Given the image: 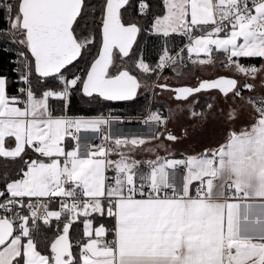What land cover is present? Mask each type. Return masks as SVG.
Here are the masks:
<instances>
[{
  "label": "snow or ice",
  "instance_id": "6c2138e0",
  "mask_svg": "<svg viewBox=\"0 0 264 264\" xmlns=\"http://www.w3.org/2000/svg\"><path fill=\"white\" fill-rule=\"evenodd\" d=\"M0 12L16 73L0 72V264H264V64L242 63L264 60V0H0ZM141 34L161 40L155 63ZM220 56L232 76L160 83L166 69L178 77ZM142 89L181 102L218 90L254 115L215 149L178 156L171 110L138 121L71 111L75 93L133 102ZM130 122L155 127L113 131Z\"/></svg>",
  "mask_w": 264,
  "mask_h": 264
},
{
  "label": "rangeland",
  "instance_id": "374dc122",
  "mask_svg": "<svg viewBox=\"0 0 264 264\" xmlns=\"http://www.w3.org/2000/svg\"><path fill=\"white\" fill-rule=\"evenodd\" d=\"M159 49L160 48L158 47L157 50ZM158 52L160 53V50ZM144 58L147 60L148 56L145 55ZM219 65L221 66V64H217V66L214 65L207 67H203L200 65H189L186 69L180 70L182 72V75L178 77L175 76L171 70H169L171 73H163L162 77L160 78V83H167L168 85L174 87L195 86L198 83V78L199 80H204L215 79L221 75H233L231 71L226 70ZM235 78L238 79L241 83H243L246 79L244 76L240 75H237ZM253 83H256L258 85L259 80L257 79L253 81ZM252 94L253 93L248 91H245L243 93L245 97H248ZM150 96L152 102L153 98H155V100H162L168 105V110H171L173 113H175L174 117L169 120L167 128L177 137H180V139L177 144H169L168 141H164V143L169 144V147L174 152H178L175 150L180 151L185 148L187 149L186 146L189 145L187 144V142L192 144L194 143L193 145H195L196 143L206 146L213 144V142L217 141V137L222 135L225 126L228 125V123L226 122L229 119L225 115V113L228 111L229 105L239 106L240 108L244 109L243 103H239V105H236L231 99L225 102L221 94L217 90L201 92L193 97H190L189 100L185 102L177 101L173 97V92L167 90L157 89L155 93L151 91ZM204 98H209L210 101H201ZM208 103L214 104L215 107H213V109L211 110H208L206 107ZM193 107L196 108L197 111L206 112L208 110V112L206 113V117L203 119L191 117L189 115V111ZM150 109H152V106L150 107ZM230 125L231 128L234 126L231 123ZM226 130L230 131L231 129L228 128ZM185 132L187 133V139H185L186 143H183L184 146H181V142L186 136ZM191 150H193V147H191ZM160 155L163 156L165 155V153L161 151ZM144 158L154 159L155 157L149 155Z\"/></svg>",
  "mask_w": 264,
  "mask_h": 264
},
{
  "label": "trees",
  "instance_id": "16d2710c",
  "mask_svg": "<svg viewBox=\"0 0 264 264\" xmlns=\"http://www.w3.org/2000/svg\"><path fill=\"white\" fill-rule=\"evenodd\" d=\"M3 13L0 12V17H2ZM183 43V40L177 38L175 40L176 45H180ZM138 44L140 46V50L143 52L144 56H148L147 61L151 63H155L159 56V50L157 48L161 47V40L151 34H141L138 37ZM90 57H85L77 64V70L84 69L86 67V61ZM15 59V52H2L0 51V72H3L13 79L16 77V73L13 72V63L12 61ZM262 60L260 59H244L242 63L248 64L253 63L256 65H260ZM191 65V64H189ZM188 65V66H189ZM164 73H171L168 69ZM17 88L16 84L12 85L11 91L15 93ZM141 95L138 97L136 101L133 102H103V101H95L89 102L86 98L82 97L80 93H75L72 104L71 111L76 115H86V116H96L100 114H117L121 117H142L145 112V109H156L164 113L168 114V105L162 100H155L153 98V102L151 101L150 93L151 91H145L142 89ZM205 99V98H204ZM202 99L203 102H209L210 99ZM208 110L205 112L207 113ZM105 223L110 221H103ZM75 233L78 235L82 231V225L77 224L74 226Z\"/></svg>",
  "mask_w": 264,
  "mask_h": 264
},
{
  "label": "crops",
  "instance_id": "0c3cea01",
  "mask_svg": "<svg viewBox=\"0 0 264 264\" xmlns=\"http://www.w3.org/2000/svg\"><path fill=\"white\" fill-rule=\"evenodd\" d=\"M221 59H223V56H220L219 57V59L217 60V62L215 63V65L217 66V64H221L219 61L221 60ZM261 64H264V60H262V62H261ZM220 66V65H219ZM203 67H207V66H203ZM221 67V66H220ZM222 76V75H221ZM219 77V76H218ZM258 80H259V83H258V85L260 84V79L259 78H257ZM208 80H211V79H208ZM253 82V81H252ZM257 91L258 92H261V91H264V89H257ZM245 96V95H244ZM242 103V102H241ZM244 105V109H245V114H244V116L241 118V119H239V120H237V121H235V122H231L230 120H228L226 123H228V125H226L225 126V128L223 129L224 131H223V133H222V135L221 136H218L217 137V141H215V142H213V144H211V145H203V144H197V147H196V144L195 145H193L192 143H189V142H187V144H189L188 146H186L187 147V149L185 148V149H182V150H175V151H178V152H175L178 156L181 154V153H183V154H185V155H191V154H200V153H202L205 149H215L216 147H218V146H220V145H222V143L224 142V140H225V136L230 132V131H228V130H226V129H228V128H230L231 130L232 129H237V130H239L241 127H243V126H246L247 124H249L250 122H251V119H252V116L254 115V113H252V110H251V108H250V106H247V105H245V104H243ZM230 123L231 124H233L234 126L231 128V125H230ZM227 132H226V131ZM185 139H187V135L185 136V138L182 140V142H181V146H184L183 145V143H186V141H185ZM183 141H185V142H183ZM200 143H202V142H200ZM174 144H177V143H174ZM191 147H193V150H191Z\"/></svg>",
  "mask_w": 264,
  "mask_h": 264
},
{
  "label": "built area",
  "instance_id": "2783aa9c",
  "mask_svg": "<svg viewBox=\"0 0 264 264\" xmlns=\"http://www.w3.org/2000/svg\"><path fill=\"white\" fill-rule=\"evenodd\" d=\"M122 119H126L129 121H138L141 119V117H121ZM125 126H134V128L138 127L140 129H146V132L151 131L155 126L154 125H149L147 126V128L145 126H143L141 123H136V122H130V123H126V124H121L118 126H114L113 131H116V128L118 127L121 133H124L121 129H123ZM143 127V128H141ZM145 132V131H144ZM93 143H95V141H92Z\"/></svg>",
  "mask_w": 264,
  "mask_h": 264
},
{
  "label": "bare ground",
  "instance_id": "6f19581e",
  "mask_svg": "<svg viewBox=\"0 0 264 264\" xmlns=\"http://www.w3.org/2000/svg\"><path fill=\"white\" fill-rule=\"evenodd\" d=\"M143 128V127H141ZM124 133H128V134H131V133H145L146 132V129H140L138 127L134 128V126H125L123 129H121ZM145 131V132H144Z\"/></svg>",
  "mask_w": 264,
  "mask_h": 264
},
{
  "label": "flooded vegetation",
  "instance_id": "af4514ba",
  "mask_svg": "<svg viewBox=\"0 0 264 264\" xmlns=\"http://www.w3.org/2000/svg\"><path fill=\"white\" fill-rule=\"evenodd\" d=\"M178 87H181V86H178ZM178 87L171 86V88H173V89H174V88H178ZM167 91H169V90H167Z\"/></svg>",
  "mask_w": 264,
  "mask_h": 264
},
{
  "label": "water",
  "instance_id": "95a60500",
  "mask_svg": "<svg viewBox=\"0 0 264 264\" xmlns=\"http://www.w3.org/2000/svg\"><path fill=\"white\" fill-rule=\"evenodd\" d=\"M175 89V88H174ZM218 91V90H217Z\"/></svg>",
  "mask_w": 264,
  "mask_h": 264
}]
</instances>
